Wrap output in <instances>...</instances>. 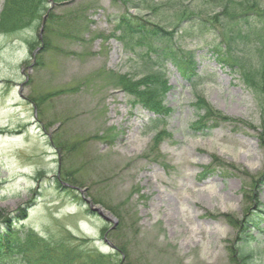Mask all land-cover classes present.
<instances>
[{
    "label": "rangeland",
    "instance_id": "obj_1",
    "mask_svg": "<svg viewBox=\"0 0 264 264\" xmlns=\"http://www.w3.org/2000/svg\"><path fill=\"white\" fill-rule=\"evenodd\" d=\"M225 1L174 0L176 11L207 14L224 12L216 6ZM77 5L39 1L29 26L0 32V220L19 211L23 228L49 241L72 235L80 252L94 248L117 264H234L235 254L264 264V231L242 223L264 216V29L253 90L208 56L225 25L184 34L202 78L191 86L171 65L157 80L137 55L148 48L119 41L110 20L120 0H96L83 29ZM167 7L159 13L168 20ZM119 76L144 80L168 112L131 107ZM207 115L214 123L201 131L194 124ZM60 180L114 217V229ZM108 229L115 251L103 242Z\"/></svg>",
    "mask_w": 264,
    "mask_h": 264
},
{
    "label": "trees",
    "instance_id": "obj_2",
    "mask_svg": "<svg viewBox=\"0 0 264 264\" xmlns=\"http://www.w3.org/2000/svg\"><path fill=\"white\" fill-rule=\"evenodd\" d=\"M39 1L44 6L45 3H54L65 9L78 1L79 15L76 22L82 29L89 22L87 12L96 2V0H5L0 11V32H14L21 27L29 26L35 18L34 9ZM120 1L125 8L122 13L112 16L110 23L118 29L117 36L123 44L134 43L138 44V47L145 48L146 46L148 48L144 51L141 50L137 55L145 68L158 72L154 76L157 80L164 76L163 74L167 70L166 66L171 65L177 69L181 78L190 82L191 86L200 83L202 78L199 70L194 67L195 52L192 49L185 50L181 42L185 38L184 34L191 35L196 32L194 35L201 36L206 31H210L208 30L209 25L216 23L225 25L227 30L224 32L225 38L221 42H214L208 50L211 61L221 68L236 73L244 85L251 90L255 86H252V83H260L256 81L259 76L253 75L250 63L255 52L261 57V49L255 44V37H260L264 29V0H226V3L216 6L220 10L224 9V12H212L211 14L203 13L201 9L198 13H192L186 9L176 11L178 4H175L174 0L168 2L166 0L165 3H162V0ZM167 5V8L174 10V14L172 13L168 20L159 13ZM131 9L138 12L140 10L152 12L154 13L152 15L158 16L157 22L148 18L147 14L142 16L132 14ZM236 10H239L240 13H237ZM52 12L53 10L50 9L46 15V23L53 21ZM64 35L66 34L64 33ZM46 45L44 44V46ZM128 46L132 47L133 45ZM253 48L255 50H252ZM38 56L39 54L36 55L35 60ZM35 64L36 61H34ZM119 77L121 80H117V85L126 94L131 107H141L148 112L159 114L167 111L161 105V101L155 100V97L150 95L153 92L152 88L148 87L144 80L131 81L127 80L125 76ZM205 110L208 111V109ZM212 123L214 122L208 115L200 116L194 126L205 131ZM259 180H264V173ZM66 189L72 192L71 195L76 200L82 201L80 195L79 197L73 194L75 190ZM15 214L14 216L6 215L0 220V264H117L114 255H103L94 248L84 249L83 253L80 252L78 247L70 244V241L75 240L72 235L68 236L69 239L61 241L46 240L34 233L33 230L23 228L20 222L16 223L20 212L17 211ZM242 223L246 229L249 227L252 229L255 226L258 232L257 236L264 231V216L262 218L260 215H253ZM243 236L244 240L248 237L244 234ZM235 256H233L234 264H244L245 260H241L237 254Z\"/></svg>",
    "mask_w": 264,
    "mask_h": 264
},
{
    "label": "water",
    "instance_id": "obj_3",
    "mask_svg": "<svg viewBox=\"0 0 264 264\" xmlns=\"http://www.w3.org/2000/svg\"><path fill=\"white\" fill-rule=\"evenodd\" d=\"M44 19V18H43ZM43 21V20H42ZM43 23H44V21L42 22V24H41V27H40V31L39 32H41V29H42V25H43ZM40 39V38H39ZM38 50V49H37ZM64 185H66V184H64ZM67 186V185H66ZM86 203L88 204V206H89V210L91 211V212H95V213H97L101 218H102V220H105V221H107V222H110L111 223V229H114V227H115V225H116V223H117V221L115 220V218L113 217H109L108 215H107V213H105V211L103 210V209H101L100 207H97V206H94L92 203H90L89 201H86ZM105 241V240H104ZM106 243H107V245L111 248V249H115L114 248V246L110 243V242H107V241H105Z\"/></svg>",
    "mask_w": 264,
    "mask_h": 264
},
{
    "label": "flooded vegetation",
    "instance_id": "obj_4",
    "mask_svg": "<svg viewBox=\"0 0 264 264\" xmlns=\"http://www.w3.org/2000/svg\"><path fill=\"white\" fill-rule=\"evenodd\" d=\"M83 199V198H82Z\"/></svg>",
    "mask_w": 264,
    "mask_h": 264
}]
</instances>
